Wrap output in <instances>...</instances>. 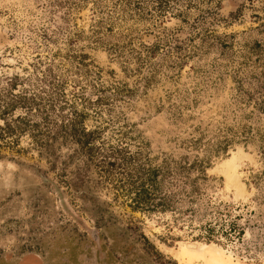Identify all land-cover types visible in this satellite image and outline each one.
<instances>
[{
    "label": "rangeland",
    "instance_id": "obj_1",
    "mask_svg": "<svg viewBox=\"0 0 264 264\" xmlns=\"http://www.w3.org/2000/svg\"><path fill=\"white\" fill-rule=\"evenodd\" d=\"M0 36V264H264V0H0Z\"/></svg>",
    "mask_w": 264,
    "mask_h": 264
},
{
    "label": "flooded vegetation",
    "instance_id": "obj_2",
    "mask_svg": "<svg viewBox=\"0 0 264 264\" xmlns=\"http://www.w3.org/2000/svg\"><path fill=\"white\" fill-rule=\"evenodd\" d=\"M1 38H3V37L0 36V46L3 44ZM27 258H30V256H25V258H23V263H26ZM35 261H37V260H35Z\"/></svg>",
    "mask_w": 264,
    "mask_h": 264
},
{
    "label": "trees",
    "instance_id": "obj_3",
    "mask_svg": "<svg viewBox=\"0 0 264 264\" xmlns=\"http://www.w3.org/2000/svg\"><path fill=\"white\" fill-rule=\"evenodd\" d=\"M170 183H173V182H170ZM139 194H140V193H139ZM164 197H168V198H169L170 196L167 195V196H164Z\"/></svg>",
    "mask_w": 264,
    "mask_h": 264
}]
</instances>
